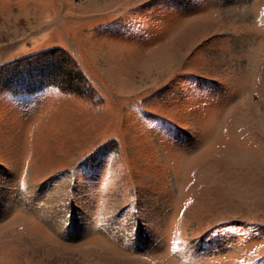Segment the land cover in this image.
<instances>
[{"label":"rangeland","instance_id":"rangeland-1","mask_svg":"<svg viewBox=\"0 0 264 264\" xmlns=\"http://www.w3.org/2000/svg\"><path fill=\"white\" fill-rule=\"evenodd\" d=\"M0 264H264V0H0Z\"/></svg>","mask_w":264,"mask_h":264}]
</instances>
